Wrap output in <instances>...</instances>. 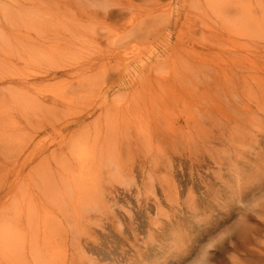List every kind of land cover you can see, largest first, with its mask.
<instances>
[{
  "label": "bare ground",
  "instance_id": "bare-ground-1",
  "mask_svg": "<svg viewBox=\"0 0 264 264\" xmlns=\"http://www.w3.org/2000/svg\"><path fill=\"white\" fill-rule=\"evenodd\" d=\"M231 1L189 0L186 6L191 16L186 18L191 25L183 31L179 19L173 27L180 28L179 40L192 54L176 59L172 65L175 69L154 70L151 62L139 71V78L133 77L126 85L127 91L112 96L110 106L100 110L94 121L68 136L66 151L64 147L50 151L49 157L55 158V163L43 162L30 168L53 142L47 147L36 145L25 156L27 149L13 147L9 131L27 129L38 135L61 120L65 132L82 122L105 104V98L94 95L95 103L91 105L93 97L89 98L101 89L100 75L105 67L124 53L133 54L138 46L133 42H112L98 58L81 57L84 44L99 46L108 40L97 32L96 24L108 23L109 33L117 30L115 12L102 13L83 4L73 10L71 0H42L39 5L45 7L34 2L0 0V264H69L68 256L57 253L53 230L58 219L44 215L45 200L58 190H64L59 194L69 192L72 197L87 200L89 194L86 197L77 192L87 186V179L98 177L100 167L108 166L109 158L111 165L119 160L122 146L130 144L131 151L135 144L148 149L155 143L154 138L159 141L162 133L170 132L171 102L182 99V109L186 111L182 114V135L186 141L187 137L193 140L189 143L213 140L214 128L218 130L221 125L226 126L224 132L231 134L236 128L237 132L229 136L234 139L246 132L254 133L257 122L253 120L264 117V51L256 57L246 50L235 51L230 40L232 35L246 36L253 39L252 45L260 43L263 47L264 23L259 16L250 14L249 6L235 1V7ZM205 8L208 15L202 13ZM130 15L127 22L133 23L138 15ZM86 26L91 28L89 32ZM154 52L142 60H148ZM65 55H69L68 60ZM166 57L164 52L162 59ZM39 65L42 69L37 73L20 74L27 66ZM173 72L176 73L172 75ZM58 82H65L60 89L39 92L42 86ZM178 90H182V96ZM243 92L251 99H243ZM87 98L83 106H89V110L75 113L81 108L80 100ZM246 99L253 106H247ZM71 114L78 116L66 121ZM136 136L140 140L132 143Z\"/></svg>",
  "mask_w": 264,
  "mask_h": 264
},
{
  "label": "rangeland",
  "instance_id": "rangeland-1",
  "mask_svg": "<svg viewBox=\"0 0 264 264\" xmlns=\"http://www.w3.org/2000/svg\"><path fill=\"white\" fill-rule=\"evenodd\" d=\"M21 1L39 5L42 0ZM235 1L243 7L249 6L250 14L259 16L264 23V0H232L231 3L235 5ZM71 2L73 10L83 4L87 9H100L102 13L113 11L119 21L115 28L110 20L117 30L109 33L110 25L96 20L99 24L94 28L97 27V32L108 40L101 41L99 46L89 44L86 47L84 44L79 56L98 58L110 49L112 42H133L138 48L133 54L123 52L124 55L105 67L100 75L101 89L89 96L93 97L91 105L95 103L94 95L98 99L105 98V104L97 107L82 122L65 132L62 129L64 121L61 120L56 125L47 126L38 135L27 129L23 132L9 131L13 147L27 149L25 156L32 153L34 146L47 147L53 142L50 150L44 152L30 168L43 162L55 163L56 159L49 157L50 151L64 147L73 131L94 121L100 110L110 106L112 96L127 91L126 85L133 77L139 78V71L151 62L155 64L154 70L160 67L175 69L172 65L176 59L182 60V57L192 54L186 45H182V39L179 40V36L182 37L180 28L175 30L173 27L179 19L183 31L191 25L187 24L186 18L191 16L186 6L189 0ZM133 12L138 18L129 23L128 18ZM208 12L206 8L202 10L203 14L208 15ZM253 23L256 24L255 21ZM252 40L232 35L230 47L233 46L235 51L246 50L256 57L264 51V45H252ZM152 51L155 52L148 60H142ZM164 52L166 59H162ZM68 56L64 58L68 60ZM252 56L250 59H254ZM41 69L40 65L27 66L20 74L37 73ZM59 82L42 86L39 92L58 90L65 83ZM118 83V87L107 93ZM178 93L182 96V90ZM250 97L243 92V99L250 100ZM249 100L244 102L253 106ZM87 101L88 98L80 100L78 106L81 108L75 113L88 111L89 106H83ZM170 108V132L162 133L159 141L154 138L155 143L148 149L135 144V153L129 150L130 144L122 146L117 164L111 165L109 158L108 166L100 167L98 177L87 179V186L77 192L86 197L89 194L87 200L72 197L69 192L59 194L64 190H58L56 195L45 200L44 215L48 213L58 219L53 230L57 253L62 257L68 256L69 264H264V117L253 120V123L257 122L256 130L253 134L246 132L242 139L229 137L237 132L232 125V134L224 132L226 126L219 125L218 130L214 128V141L208 139L203 144L194 139V143H189L193 140L187 137L186 141L182 135L185 124L182 114H186L182 109V99L179 103L171 102ZM72 114L65 118L66 121L77 118L78 115ZM137 140H140L137 136L132 138V143ZM64 148L66 151L67 147Z\"/></svg>",
  "mask_w": 264,
  "mask_h": 264
}]
</instances>
